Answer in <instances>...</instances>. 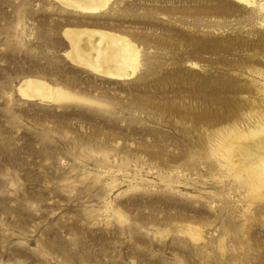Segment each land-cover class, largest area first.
<instances>
[{
    "label": "rangeland",
    "instance_id": "rangeland-1",
    "mask_svg": "<svg viewBox=\"0 0 264 264\" xmlns=\"http://www.w3.org/2000/svg\"><path fill=\"white\" fill-rule=\"evenodd\" d=\"M254 11L0 0V264H264V180L221 158L264 129ZM65 28L128 38L139 69L114 80L73 64ZM26 78L78 100L24 99ZM218 107L229 118L212 123Z\"/></svg>",
    "mask_w": 264,
    "mask_h": 264
},
{
    "label": "bare ground",
    "instance_id": "bare-ground-1",
    "mask_svg": "<svg viewBox=\"0 0 264 264\" xmlns=\"http://www.w3.org/2000/svg\"><path fill=\"white\" fill-rule=\"evenodd\" d=\"M64 8H71L82 15H95L109 4L121 0H54ZM230 2L254 8L257 18L256 30L264 33V0H228ZM62 35L68 43L65 55L78 66L93 71L110 79H128L136 74L141 65L140 49L128 38L115 33L91 28H65ZM17 92L28 100L50 101L59 103L66 100H78L77 97L59 87H54L41 79L26 78L22 80ZM37 100V101H38ZM223 104L218 102L217 104ZM216 104V105H217ZM218 107L216 114L210 117L212 123H218L229 117ZM205 119L206 116H201ZM243 136V135H242ZM237 138L223 150L221 158L239 169L254 174L264 180V129L256 128L249 137ZM260 180V181H263Z\"/></svg>",
    "mask_w": 264,
    "mask_h": 264
}]
</instances>
